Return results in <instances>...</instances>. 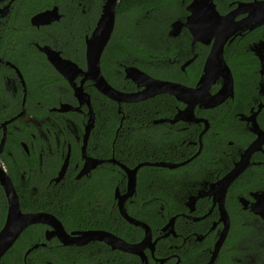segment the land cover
<instances>
[{
	"label": "flooded vegetation",
	"instance_id": "1",
	"mask_svg": "<svg viewBox=\"0 0 264 264\" xmlns=\"http://www.w3.org/2000/svg\"><path fill=\"white\" fill-rule=\"evenodd\" d=\"M51 1L0 0V230L9 212V184L23 213H46L44 221L26 226L0 264H144V260L146 264H264V7L263 11L255 9V2L264 0H213L220 14L232 17L231 28L236 26L224 46L233 94L212 107L201 105L208 102L206 98L196 101L193 116L197 120H172L188 107L173 95L179 102L176 112L162 117L171 119L153 121L166 124L159 132L176 133L177 139L184 130L193 131L195 138L188 144L194 146V152L185 154L177 145L176 154H149L156 160L146 164L147 191L169 195L174 204L182 200L187 208L164 223L151 224L133 213L139 172L145 165L138 169L136 191L123 204L129 216L151 227L152 239L144 243L142 253L118 246L120 239L141 243L146 229L121 213L116 197L128 190V175L120 163L134 168L142 162L130 166L114 152L108 157L100 154L96 151L101 145L99 137L89 150L96 123L102 126L108 115L102 113L106 111L102 101L99 109L95 108L98 98L92 89L98 88L80 71L87 70V39L105 0ZM191 1L185 4L186 13L177 19L187 20ZM54 8L58 19L33 21L36 14ZM174 21L168 33L175 40L179 57L165 55L163 61L176 64L171 68L177 69V78L153 75L134 62L103 63L111 38L101 67L107 80L118 79L108 80L112 86L126 92L143 90L144 85L127 76V68H137L156 78L200 87L215 37H207L209 42L194 40L187 26L173 35ZM241 21L247 26L240 27ZM62 71L74 76L77 86L82 84L90 94L95 120L87 143L89 106L79 101ZM222 86L223 77L219 76L208 93L215 94ZM114 102L119 113L122 103H129ZM66 105L77 109L61 110ZM189 113L184 117L192 116ZM154 132L158 130L152 128L149 136ZM149 142L152 145L151 139ZM87 181L94 188L91 198L73 199L69 192L72 184L81 187ZM161 194L152 198L162 199ZM173 216H177L174 226L166 227ZM225 229L227 234L218 247Z\"/></svg>",
	"mask_w": 264,
	"mask_h": 264
},
{
	"label": "trees",
	"instance_id": "2",
	"mask_svg": "<svg viewBox=\"0 0 264 264\" xmlns=\"http://www.w3.org/2000/svg\"><path fill=\"white\" fill-rule=\"evenodd\" d=\"M62 1L64 0H56L57 3ZM188 1L119 0L116 28L104 53L103 63L108 60L126 64L134 62L153 75L176 79L177 69L171 68V66L176 67V64L164 62L163 59L165 55L170 58L179 57L175 40L168 33L169 24L186 13L185 4ZM95 3L100 5L99 2ZM161 64L163 65L158 66ZM110 79L115 82L118 81V79L108 77L109 81ZM130 84L133 85V82ZM92 93L98 98L95 108L98 110L100 107L99 100L102 101L107 111L102 113H107L108 116L102 126H99L98 122L96 123L89 150H93L99 137L101 145L96 151L105 154L106 157L114 152L122 162L130 166L143 161L156 160L149 154H176L177 145L185 154L194 152V146L188 144L189 140L195 138L193 131L184 130L182 137L179 139V136L178 140L176 133L164 135L159 132V129L166 124L153 123L155 119L170 117L176 112L175 104L179 102L173 95L161 93L145 100L122 103V111L119 113L116 107L113 108L116 104L114 100L99 93L94 87ZM123 115H125L124 118ZM122 118V125L117 131L118 121ZM224 118H226V114ZM152 128L158 132H154L153 136L150 137L149 131ZM150 139L152 145H150ZM177 154H181L180 151ZM147 168L146 165L140 168L138 190L134 198L136 202L134 215L151 224L160 223V221L164 223L167 217L179 211L187 210L182 200H176V204H174V200H171L169 195L161 194L158 190L153 193L147 191L145 179ZM93 189L92 182L87 181L86 186L81 187L73 183L69 192H71L73 199L83 201L91 198ZM159 194L163 196L162 199L152 198ZM106 195H108L107 192ZM137 229L138 233L141 234V228L137 227Z\"/></svg>",
	"mask_w": 264,
	"mask_h": 264
},
{
	"label": "water",
	"instance_id": "3",
	"mask_svg": "<svg viewBox=\"0 0 264 264\" xmlns=\"http://www.w3.org/2000/svg\"><path fill=\"white\" fill-rule=\"evenodd\" d=\"M118 2L119 0L104 1L101 16L91 35L87 39V70L80 71V73L85 75V79H90L94 81L95 86L100 92L116 100L118 103L139 101L161 93L172 94L177 99L188 104L187 109H185L183 113L179 112V114H177L172 120H177L180 118L197 120L198 117L193 116L196 101H200L199 99H202V97L206 98L208 99V102L202 103L201 105L205 107H212L222 103L229 93L233 94L234 81L231 70L224 58V46L228 38L230 37L232 31L236 29V26L234 29L231 28L232 17L229 15L220 14L213 0L191 1L190 4H188L187 6V9L190 11L187 20L183 21L181 19H177L176 21H174L173 29L171 31V34L176 35L178 31H180L182 26H187L192 31L194 35V40L200 39L202 41L209 42V40H206L207 37H215L213 47L205 62L204 72L199 81L200 87H190L180 82L156 78L154 76L149 75L148 73L140 71L137 68H127V76L132 78L138 85H144L145 88L143 90L136 92H126L112 86L102 71L101 58L108 42L112 38L115 29ZM255 3V9L263 11L264 1H256ZM59 17L60 15L57 13V8H54L52 10L43 11L36 14L33 17V21L35 22V20L38 19H41L42 21V19L45 20L47 18L58 19ZM238 24L242 28L247 26V24L243 21ZM48 53L50 58L55 62L56 60L54 56L50 54L49 51ZM73 65L76 66L74 63ZM62 72L66 75V72ZM66 76L70 79V82L72 83L75 89V95L78 97L79 101L81 103L87 102L89 106L90 117L89 122L86 126L87 133L85 135V143H87L89 132L91 131L95 120V113L92 107L91 97L90 94L84 90L82 84L77 86L76 82L74 81V76ZM219 76L223 77L222 88L219 92L215 94H209V88L211 87L212 83H214L219 78ZM69 109L77 108H74L71 105H66L61 110ZM189 111L192 112V116L184 117L190 115ZM169 119L171 118H160L159 120H156V122H163ZM187 161L188 160H186L185 162ZM185 162H182L181 164ZM148 163L152 162H142L134 168H129L128 166L120 163L121 167L126 171L128 175V190L126 194H116V197H119L121 213L125 217H127L130 222L136 225H141L146 229L145 238L142 240L141 243L129 244L126 243L124 240L120 239V242L118 244V246L121 248L137 253H142L141 248L144 243L147 241L150 242V240L152 239L151 227L146 222L138 218L129 216L124 207L123 201L127 196L134 195V192L136 191L137 171L141 166L146 165ZM162 163L169 164L172 167L179 165L164 162H156L155 164ZM11 187V184H9L6 188L9 197V212L5 225L0 230V259L6 253V251L14 244V242L16 241L20 233L26 228V226L31 223L44 221L43 215L46 214L33 212L23 213L19 205L17 194L13 187ZM223 201L224 199L220 200L222 211L223 209H225ZM192 205L193 204L191 203L188 204L191 209H193L194 207ZM176 217L177 216H173L169 220L166 227H173ZM226 234L227 229L224 230L220 240L218 241V247L221 246V243L223 242ZM154 245L155 241H153L152 247H154ZM146 263L147 261L144 260V264Z\"/></svg>",
	"mask_w": 264,
	"mask_h": 264
}]
</instances>
